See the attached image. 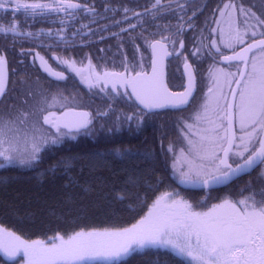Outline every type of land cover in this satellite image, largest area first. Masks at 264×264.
Here are the masks:
<instances>
[{
	"label": "snow or ice",
	"instance_id": "1",
	"mask_svg": "<svg viewBox=\"0 0 264 264\" xmlns=\"http://www.w3.org/2000/svg\"><path fill=\"white\" fill-rule=\"evenodd\" d=\"M0 41V169L75 207L35 239L0 223L5 264H264V0H0Z\"/></svg>",
	"mask_w": 264,
	"mask_h": 264
},
{
	"label": "trees",
	"instance_id": "2",
	"mask_svg": "<svg viewBox=\"0 0 264 264\" xmlns=\"http://www.w3.org/2000/svg\"><path fill=\"white\" fill-rule=\"evenodd\" d=\"M145 135H151L149 129ZM124 142L130 139L127 134L121 137ZM142 140L143 137H140ZM132 143H138L132 140ZM91 140L86 139L79 145V149L93 147ZM101 147L103 144L100 145ZM12 176L13 179L5 188L0 185V223L25 234L26 238L35 239L37 236L47 232L49 229H56L61 226V221L57 217L71 208L75 212V207L71 205H60L57 196L52 195L56 191L52 185L44 182L40 184L33 173L20 172L18 170L0 169V177ZM247 179V177H245ZM50 210H55L56 216L50 215ZM90 213L100 214L108 211L106 207H89ZM168 257L157 250H145L130 257L126 264H166ZM0 264H5V258L0 255ZM12 264V262H8ZM16 264L17 261H16Z\"/></svg>",
	"mask_w": 264,
	"mask_h": 264
},
{
	"label": "flooded vegetation",
	"instance_id": "3",
	"mask_svg": "<svg viewBox=\"0 0 264 264\" xmlns=\"http://www.w3.org/2000/svg\"><path fill=\"white\" fill-rule=\"evenodd\" d=\"M106 2V0H96V4L98 6V8L104 3ZM112 3H117V2H124V3H129L131 2L132 6H134L136 3H139L141 5H143L144 3L147 2V0H111ZM202 2V0H201ZM82 16V22L83 23H87L88 22V18L84 17L83 14H81ZM22 19V17H21ZM51 25L47 24V23H37L35 25V28L33 30L39 29L41 27H49ZM77 27H79V24L76 25ZM106 35V34H105ZM0 43H2V41H0ZM77 43L79 44V38H77ZM116 41L113 39H106L103 42H100L98 39V36H93L91 37V42L87 45V46H83V47H79L77 49L78 52H80L81 54L83 53H90L94 58L96 57H104L107 62L109 64H111V61L113 59H115L117 61V63L119 62L120 59V55L119 53H117L116 47H115ZM23 46L25 48L28 47H35L34 44L28 43V42H24ZM111 46V48L109 47ZM99 49H104L103 52H100ZM18 50V49H17ZM38 51H41L43 53V49L37 48ZM127 50L129 55H131V47L130 45L127 46ZM27 62L30 64L31 63V56L27 57ZM53 62L54 61H50ZM206 67V65H205ZM178 75V74H177ZM96 103L99 104L101 103V101L97 98L96 99Z\"/></svg>",
	"mask_w": 264,
	"mask_h": 264
},
{
	"label": "rangeland",
	"instance_id": "4",
	"mask_svg": "<svg viewBox=\"0 0 264 264\" xmlns=\"http://www.w3.org/2000/svg\"><path fill=\"white\" fill-rule=\"evenodd\" d=\"M17 263H18V264H20V261H19V260H17Z\"/></svg>",
	"mask_w": 264,
	"mask_h": 264
}]
</instances>
